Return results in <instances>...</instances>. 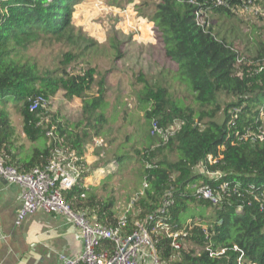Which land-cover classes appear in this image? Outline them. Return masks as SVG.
<instances>
[{
  "label": "trees",
  "instance_id": "1",
  "mask_svg": "<svg viewBox=\"0 0 264 264\" xmlns=\"http://www.w3.org/2000/svg\"><path fill=\"white\" fill-rule=\"evenodd\" d=\"M80 1L0 0V156L19 171L48 162L53 147V140L46 135L49 129L79 155L89 142L95 138L104 141L106 136V116L99 110L106 95L105 76L100 73L96 79L99 72L84 57L97 42L84 37L72 23L73 6ZM253 1L264 8V0ZM227 2L218 8L212 0H141L134 4L137 13L153 22L164 55L192 90L191 104L178 103L169 88L170 78L162 75L167 69L164 67L160 68L163 82L149 83L141 73L136 79L145 83L142 98L150 102L145 117L154 141L136 151L142 166V188L126 211L123 233H132L136 222L151 214L146 226L162 264H264V139H240L247 129L257 132L254 127L262 125L259 109L264 116V43L258 41L252 50L243 48L247 35L240 31L244 35L241 39L216 21L215 16L234 21L235 11L243 5V0ZM199 7L210 9L207 27L196 23L194 11ZM257 14L264 18V14ZM232 26L236 28L235 23ZM38 42L66 47L54 67H42L28 54ZM74 62L87 66L71 67ZM58 90L69 99L80 98L81 113L76 121L59 118L52 128L39 122L44 107L31 110L30 105L36 97L47 102ZM227 96L231 100L224 101V117L217 121L222 107L219 99ZM14 112L20 116L22 132L29 140L49 141L33 148L25 170L14 164L6 146L7 137L15 133L9 123ZM154 118L163 128L176 120L181 125L162 143L158 135L151 134ZM218 146H224L220 153ZM209 153L217 157L215 163L207 162ZM170 154L175 158L169 159ZM121 157L116 154L111 159L118 164ZM200 165L221 175L205 177L197 171ZM195 183L208 185L218 194V202L213 204L195 194ZM223 183L226 186L221 188ZM64 196L74 211L86 212L101 225L118 222L113 200L98 196L81 181ZM165 199L171 203L160 212ZM197 204L208 207L212 216L200 213L185 221L187 208ZM158 220L169 225L171 237L155 228ZM173 238L181 244L178 249L171 245Z\"/></svg>",
  "mask_w": 264,
  "mask_h": 264
},
{
  "label": "rangeland",
  "instance_id": "2",
  "mask_svg": "<svg viewBox=\"0 0 264 264\" xmlns=\"http://www.w3.org/2000/svg\"><path fill=\"white\" fill-rule=\"evenodd\" d=\"M129 1L103 0L104 6L101 8L96 5L95 0H81L74 4L72 11V23L75 28L84 37L97 42V46L90 48L84 57L89 58L90 64L99 72L95 76L96 79L103 73L106 80L105 100L99 109L106 116L102 158L110 159L116 154L123 155L112 174L100 177L105 178L100 195L112 199L113 209L123 213L130 209L137 191L142 188V166L136 151L154 141L148 132L149 121L145 117V110L150 107V102L142 98L145 83L137 82V77L141 73L149 83H154L163 82L161 76L167 75L175 100L182 105L193 102L190 85L186 80L179 79L174 71L175 64L164 55L162 44L153 29V22L137 13L134 4L141 0ZM257 4L254 3L253 7H260ZM123 5L126 9L121 13L118 8H124ZM235 14L234 21H228L222 16H215V19L217 22H223L224 29L230 33H237V37L244 36L240 31L247 35V39L244 37L241 44L243 48L252 50L258 41L264 43V18L253 9L240 8ZM233 23L236 28L232 26ZM261 43L259 42V45ZM65 49L60 43L38 42L29 48L28 54L40 66L52 68L57 63L59 53ZM73 65L76 68L87 66L86 63L75 62L71 67ZM163 67L167 69L160 76V68ZM80 100L78 97L69 99L64 96L62 90H58L46 102L43 118L40 119L41 124L44 121L53 128L58 124L59 118L76 121L81 113ZM229 100L231 98L228 96L219 99L222 107L215 117L217 121L223 119L224 101ZM9 123L16 134L22 132L21 118L16 112L10 115ZM47 142L49 143L48 139ZM42 143L44 138L36 142L28 139L26 144L37 147ZM168 158L172 160L175 155L170 154ZM206 212L208 216H212L206 206H189L184 213V220L187 221L191 215Z\"/></svg>",
  "mask_w": 264,
  "mask_h": 264
},
{
  "label": "built area",
  "instance_id": "3",
  "mask_svg": "<svg viewBox=\"0 0 264 264\" xmlns=\"http://www.w3.org/2000/svg\"><path fill=\"white\" fill-rule=\"evenodd\" d=\"M96 5L103 7V0H95ZM192 1V0H190ZM241 9H253L255 13L264 14V8L253 7V0H243ZM212 5L216 8L228 5L227 0H212ZM126 8H118L121 13ZM210 9L199 7L194 11L196 23L202 27L209 24ZM46 101L43 98H32L30 109L34 110L39 105L45 107ZM261 115V126L258 131L246 130L240 139L263 140L264 139V116L262 108L259 109ZM40 122V121H39ZM41 123V122H40ZM181 121H173L171 125L163 128L158 125L157 119L151 121V134L158 135L162 143L168 141L169 137L174 135L180 127ZM46 135L53 140V147L50 159L43 166L34 165L28 171H19L13 165L5 163L0 156V178L7 183H16L22 187V204L16 214V224L28 214L35 211L46 213H59L66 216L80 231L82 238V251L76 257L61 255L62 264H162L158 256L154 240L147 229L146 219L151 218V214L140 223L136 222V229L129 235L123 233L126 225V212L119 216L118 222L114 226H105L97 223L94 218H89L84 211H74L66 201L64 193L78 184L82 173L86 170L83 163V157L74 149L63 145L52 129L46 131ZM98 146H102L103 140H95ZM224 146H218V153ZM221 156V155H219ZM206 160L209 164L215 163L217 157L211 153L207 154ZM106 172L114 171L118 164L116 161H110ZM199 173L209 178H217L221 175L220 171H209L203 165L197 169ZM146 185V183H143ZM226 183L221 185L224 188ZM195 194L204 199H208L213 204L218 202L219 196L214 193L208 185L193 184ZM83 196V194H81ZM171 203L164 200L159 211L164 212L165 207ZM128 210V209H127ZM126 210V211H127ZM155 228L171 237L170 227L167 223L158 220ZM108 241L109 243H105ZM171 245L178 249L181 244L174 238Z\"/></svg>",
  "mask_w": 264,
  "mask_h": 264
},
{
  "label": "crops",
  "instance_id": "4",
  "mask_svg": "<svg viewBox=\"0 0 264 264\" xmlns=\"http://www.w3.org/2000/svg\"><path fill=\"white\" fill-rule=\"evenodd\" d=\"M96 139L87 144L81 155L88 174L79 182L86 188L92 187L99 196L104 177L113 172H106L110 161L116 160L102 158L103 148L96 144ZM27 140L23 132L7 137V150L20 170L26 169L35 147L26 144ZM47 143L46 139L39 146ZM21 195L20 185L0 178V264H62L61 255L76 257L83 248L82 238L79 229L66 216L38 210L26 215L19 224L15 223L22 204ZM116 212L118 216L124 214L120 210Z\"/></svg>",
  "mask_w": 264,
  "mask_h": 264
}]
</instances>
